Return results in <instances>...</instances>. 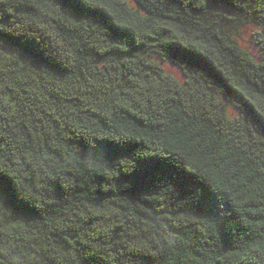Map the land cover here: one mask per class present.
I'll return each instance as SVG.
<instances>
[{
    "label": "trees",
    "instance_id": "trees-1",
    "mask_svg": "<svg viewBox=\"0 0 264 264\" xmlns=\"http://www.w3.org/2000/svg\"><path fill=\"white\" fill-rule=\"evenodd\" d=\"M0 264H264V0H0Z\"/></svg>",
    "mask_w": 264,
    "mask_h": 264
},
{
    "label": "rangeland",
    "instance_id": "rangeland-1",
    "mask_svg": "<svg viewBox=\"0 0 264 264\" xmlns=\"http://www.w3.org/2000/svg\"><path fill=\"white\" fill-rule=\"evenodd\" d=\"M255 28L253 26H244L239 31L238 35L235 36V40L243 49L247 50L254 58L258 59V51L257 47L254 44L253 33ZM162 67L172 74L178 81H181L182 76L178 67L172 64L169 61L160 62ZM238 101L234 100L233 102H229L227 105V109L231 115H235L238 111Z\"/></svg>",
    "mask_w": 264,
    "mask_h": 264
}]
</instances>
